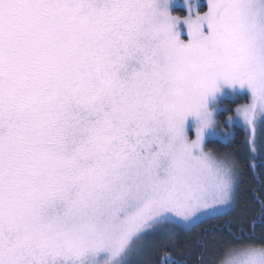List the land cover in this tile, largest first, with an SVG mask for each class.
Returning <instances> with one entry per match:
<instances>
[{
    "label": "snow or ice",
    "instance_id": "1",
    "mask_svg": "<svg viewBox=\"0 0 264 264\" xmlns=\"http://www.w3.org/2000/svg\"><path fill=\"white\" fill-rule=\"evenodd\" d=\"M178 6L0 0V264H143L164 225L235 210L234 154L206 143L234 140L215 128L225 89L248 99L226 123L253 156L264 141V0L189 3L183 21ZM260 204L247 229L198 233V264L209 241L220 264H264Z\"/></svg>",
    "mask_w": 264,
    "mask_h": 264
},
{
    "label": "trees",
    "instance_id": "2",
    "mask_svg": "<svg viewBox=\"0 0 264 264\" xmlns=\"http://www.w3.org/2000/svg\"><path fill=\"white\" fill-rule=\"evenodd\" d=\"M243 102L242 98L234 102H227L231 110H228L226 113L231 114L233 112L232 108ZM226 113H223L221 117L226 115ZM245 138L246 133L243 129H235V137L229 147H225L222 142L216 140L206 143L207 149H211L217 153L231 151L234 154V159L237 161V166L241 173L238 202L235 210L228 215L207 221L191 231L174 229L173 232H170L164 238H158L146 251L142 259L143 264H160V259L164 256H171L177 260L183 258L188 260V264H198L202 249L197 245V234L201 233L204 228L209 227L210 224L223 225L225 222L231 221L234 225H244L247 229L251 226L253 220L261 214L260 201H264V167H260L259 165L261 159L264 158V141H262L258 132L257 143L259 147L257 154L253 156L248 151ZM253 160L257 164L254 170L249 167L250 162ZM256 232L257 235L260 234L259 226ZM217 239H223L220 233H217ZM217 247L209 241V248L204 256L205 264H218L223 259V255H214Z\"/></svg>",
    "mask_w": 264,
    "mask_h": 264
},
{
    "label": "rangeland",
    "instance_id": "3",
    "mask_svg": "<svg viewBox=\"0 0 264 264\" xmlns=\"http://www.w3.org/2000/svg\"><path fill=\"white\" fill-rule=\"evenodd\" d=\"M176 2H177L178 5H183V6H178V7L174 8L172 10V15L178 17L181 21H183L189 15L188 7H187L189 3H191V5H192L193 14L196 11H198L200 14H203V12L207 11V6H206L207 5V0H176ZM197 5H199V7H197ZM177 31L181 33L180 39L182 41H184V42H187L188 39H189V37L187 35V25H185L183 23L179 24L177 26ZM225 93H226V95L223 98H221L220 104H221V106L223 108H225L227 110L226 111H221L214 118L215 121H216V123H215L216 131L218 133H220L221 135H223L225 133H228V132H233V131L235 132V128H233L230 124L226 123V121L230 117H235L236 116L235 109H236L237 106L241 105V104H239L236 107L232 108L233 112L231 114H229V113H226V112H228V110H231V107H230V105L227 104V102H229V101L230 102H234V101H236V100H238L240 98H242L244 100V102L242 104L248 102L247 97H244V96H235V98L233 99L230 89H225ZM223 113H226V115L221 117ZM258 132H259V130H258ZM192 138H194V129H193V133H192ZM216 141L221 142L220 140H216ZM206 150H208V149L206 148ZM237 169H238V166H237ZM238 171H239V169H238ZM174 229H180V228L177 227L174 224L164 225L162 232L160 233L159 236L153 238L152 243L150 244L148 249L151 247V245L154 243L155 240H157L158 238H161V237L164 238L170 232H173ZM145 254H146V252L143 254L141 259H143ZM218 264H220V262Z\"/></svg>",
    "mask_w": 264,
    "mask_h": 264
}]
</instances>
